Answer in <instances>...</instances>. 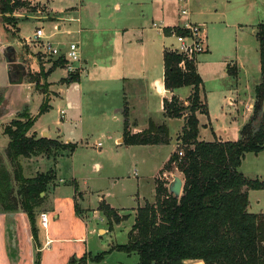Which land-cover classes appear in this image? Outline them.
Here are the masks:
<instances>
[{"label":"rangeland","instance_id":"obj_1","mask_svg":"<svg viewBox=\"0 0 264 264\" xmlns=\"http://www.w3.org/2000/svg\"><path fill=\"white\" fill-rule=\"evenodd\" d=\"M85 1L83 0L82 2ZM113 3L114 0H102L98 9L95 10L99 13L97 17L101 16L102 18L99 24L101 29L111 26L106 23L104 18L108 16H111V18L123 16V7L121 6V12H115ZM71 4H75V1L28 0L24 8L15 11V20L12 22L4 23L0 15V47L12 45L17 51L18 62L24 65L27 73L22 84L6 85L8 88L0 92V144L2 143L5 146L9 141L3 134L2 127L8 125L12 119H17L21 114L28 116L37 115L39 108L43 105V92H45V96L50 98L48 101L49 108L44 115L37 119L32 130L37 132V134L41 132L49 133L52 139H59L63 142L56 140L59 144H65L66 141L77 144V148L71 158L68 156L67 151L64 152L60 148H52L48 156L45 154L38 157L40 161H36L34 156H31L28 161L23 158L20 159L25 164V176L29 179L35 177L33 175V169L35 168L40 170L38 173L41 172L43 174L53 170L55 175V178L46 187L45 194L42 196L44 199L34 209L36 229L39 214L48 211L50 208L48 202L49 191L54 184L59 182V178L63 179L64 183L68 184L67 188H65V191H67V189L70 190V184L74 180L77 184L78 192H81L80 196L83 195L82 197L85 200L82 203L80 200L83 198L74 195L80 218L83 219V216L89 213L87 210H80L79 202L81 208L92 209L96 208L100 201H104L117 210L120 215L129 214L127 219L117 225H113L112 231L108 230L106 219L104 224V222H100L99 217H92V215L87 217L86 229L78 227L85 233L82 244L86 246L92 255L106 252L103 259L96 264H137L138 256L136 254L119 252L113 247L123 246L127 242V235L132 228L137 208L143 206L145 202H155L154 182L158 177V170L175 147L180 146L178 135L184 125L183 120L189 112L185 111L180 119L165 117L162 109L163 97L156 92L155 87L146 88L145 91L141 92V95L130 94L128 100L133 107V116L137 119V125L146 128L149 120L157 124H164L168 129L169 143L167 145L138 147H126L116 143L115 141L120 136L124 119L120 111L111 114L107 112V109L112 106L120 105L119 97L115 93L116 89L113 86L114 83L107 82L108 78H102L99 81L100 83H98L100 86L97 83L95 86L90 85L89 88L93 90L89 92L87 88V92L84 93L81 99L79 98L80 94L77 84H57L59 78L64 76V74H66V79H68L75 74H79L80 71L70 74L66 71L65 65L56 67L55 69H61L54 71L55 69L52 66L56 62L51 56L44 53L43 45L45 41L62 48L70 41L79 42L78 37L69 35L65 31L64 26L60 31L56 29V26L60 25L59 17L63 16L60 15V12ZM180 7L181 4L177 0L176 2L172 0L165 4V10H167L166 12L172 20L178 19ZM187 7L189 9V2ZM51 8L55 14L52 13ZM148 8L149 6L146 5L143 9ZM155 19L157 18L155 17ZM179 19H186L185 22L187 21V18L184 17H179ZM152 20L153 15H148L144 26L149 28ZM198 26L202 27L201 25ZM36 29L44 31L45 40L35 41L34 33ZM17 31L19 34L16 36ZM228 31L231 32L230 29ZM108 34V31L104 29L95 38L98 41L105 40ZM162 41L165 50L171 53L172 48L175 46V40L172 37H166ZM252 41V44L256 46V53H253V64L239 62L236 67L240 71L236 80L231 74L223 72L226 66L220 62L216 50L213 51L212 56L209 58L206 57V54L196 57L194 63L203 81L201 94L206 96L208 112L207 116L197 115L198 120L200 119L198 133L200 141L206 143L213 141L233 142L240 138L239 131L248 121L246 119V115H248L247 105L254 102V88L260 82L259 44L255 37L252 38ZM78 47H80V54L81 49L84 52L86 50L88 54L91 52L92 54L95 53L94 48L88 42L86 44L80 42ZM227 49L228 47L225 48V50ZM233 51H235L234 48L229 49V52ZM111 53V51H103L101 55L106 57L111 55ZM0 57L4 60L1 52ZM206 59L208 60L205 61ZM3 62L5 69L2 80H5L6 84L7 68L5 61ZM136 62L135 65L138 67L136 72L144 80L153 78V75L160 70L159 64L153 56L146 59L138 58ZM31 65L34 70L30 68ZM51 69L54 72H50L52 74H49V78L45 79L43 75ZM46 82L50 83V86ZM104 89H108L106 94L103 92ZM221 90L224 92L235 90V93H227L224 97H220L217 92ZM188 92L189 88L183 87L178 90V95L185 96ZM229 97L235 103L231 104ZM184 106L188 107L189 102L184 103ZM61 111L64 114L63 119H61ZM74 116H76V123L72 122ZM78 117H80L81 121L78 120ZM40 137H42V134H40ZM2 152L3 154L0 156L1 163L5 169L8 166L10 174H12L13 170L5 157V150ZM56 154L61 155L57 156ZM95 163L100 165L99 170H96L93 166ZM238 170L246 179L264 182V152L259 154L246 153ZM175 175L179 176L177 172L166 175V182L169 184ZM12 185L13 196H17L15 194L17 186L14 182H12ZM248 202V211L250 213L264 214V191L250 190L248 192ZM22 213L19 207L11 214L2 212L0 208V214L5 218V239L12 259H15L16 251L19 248L26 246L24 231L21 224L20 226L18 225ZM23 214L25 215V213ZM9 216H12L13 220L9 219ZM66 220L65 225L68 226V218ZM13 223L16 224L14 225L15 231L11 238L17 241V246L14 247L15 251L11 250L13 249L10 247L11 234L7 229ZM98 227L102 228L100 233L97 232ZM66 234V232H63L62 236ZM32 248L34 262L38 248L34 247L33 243ZM195 263H198V261L186 262V264Z\"/></svg>","mask_w":264,"mask_h":264},{"label":"trees","instance_id":"obj_2","mask_svg":"<svg viewBox=\"0 0 264 264\" xmlns=\"http://www.w3.org/2000/svg\"><path fill=\"white\" fill-rule=\"evenodd\" d=\"M28 0H0V15L4 23L12 22L14 13L24 8ZM174 28V27H171ZM170 28V29H171ZM180 34H184L179 31ZM169 37V30L165 31ZM259 44L260 82L254 88V102L248 121L239 131L237 141L206 143L198 140L199 120L197 115L207 116L203 102V81L196 72L195 58L187 61L176 53L164 51L163 82L166 91L191 87V94L184 103L176 96L162 99L165 117L180 119L185 111L189 114L178 135L180 146L158 171L154 182L155 202H145L137 208L127 242L113 249L127 254H136L138 264H264V214L248 211V192L264 191V182L246 179L238 170L246 153L264 152V22L255 30ZM63 60L53 64L55 69L64 65ZM52 68V69H53ZM48 70L43 77L52 72ZM232 76L235 73L228 68ZM77 75L64 79L74 82ZM49 108L47 100L39 108L36 116L19 115L3 128L9 143L5 149L12 174L1 163L0 158V208L11 214L18 207L27 216L34 247L38 246V229L35 226L34 209L44 198L47 185L55 178L53 170L36 173L27 179L22 174L20 159L31 156L49 155L52 148H60L70 155L76 144H59L51 139L27 137L36 118ZM122 144L126 147L167 145L168 130L164 124L149 122L147 129L130 133L128 129L127 104L124 103ZM182 156H179L178 153ZM57 156L61 154H56ZM177 172L182 179V193L174 198L167 190L166 175ZM12 182L17 186L13 196ZM74 183V190H76ZM76 196L80 193L76 192ZM77 215L80 212L74 206ZM98 210L107 221L110 231L113 225L121 223L129 214L118 211L101 202ZM15 251L14 249H11ZM105 253L92 255L90 252L81 258L72 257L67 264H96ZM40 253L33 264H39Z\"/></svg>","mask_w":264,"mask_h":264},{"label":"crops","instance_id":"obj_3","mask_svg":"<svg viewBox=\"0 0 264 264\" xmlns=\"http://www.w3.org/2000/svg\"><path fill=\"white\" fill-rule=\"evenodd\" d=\"M72 1H75V4H71L63 8V10L60 12V15L63 16L59 17L60 25H57L56 29L60 31L64 26L65 31H67L69 35H75L78 37L79 42H75L78 44V46L80 45V42H83L84 44L88 42L89 45L94 48L95 53L92 54L91 52L88 54L86 50L84 52L83 49H81V60L79 66L82 71H80L79 74H75L77 75L76 81L64 82V79H66V74H64V76L59 78L57 84H77L80 94L79 98L82 99L84 93L87 92V88L89 89V92L93 90L89 88L90 85L95 86L96 83H100V79L108 78L107 82L114 83L113 86L116 89L115 93L119 97L120 105L118 104L119 106H112L111 108L107 109V112L111 114L120 111L122 115L124 106L123 103H126L128 114V129L130 133H138L140 131H143L147 129L149 122H153L152 120H149L146 128H142L137 125V119H135V117L133 116V107L128 100L130 94L141 95V92L145 91L146 88L155 87L156 92L160 94L163 99H169L173 96H176L178 100L186 103L187 98L191 94V87H188L189 92L185 96L178 95V90L180 88L173 90V92L166 91L164 88V67L162 64V57L163 52L165 51V47L162 44V40L166 37L153 26V24H160L166 28H171L180 27L185 23L186 19L180 20V16H177V20H172L166 12L167 10H165V4L172 0H114L113 10L115 12H121L120 9L122 6V11H124L123 16H117L116 18H111V16H108L104 18V20H106V23L111 26H109L108 28H104L109 33L108 37L105 38V40L103 39L99 41L95 37L101 30L104 29H101L99 26L102 18L101 16L97 17L99 13H97L95 10L98 9L99 3L102 0H86L85 2H82L83 0ZM173 1L176 2V0ZM188 2L190 13L187 20L203 27L202 29L206 42L205 45L207 46V50L204 54H206V57L209 58L210 56H212L213 51L216 50L218 52L220 62L224 63L226 66L223 72L228 73V68H231V70L235 73L234 79L236 80L237 75L240 71L238 67H236L238 63L253 62V53H256V46L252 44V38L255 37V30L258 25L264 22V0H189ZM146 5H148L149 8L143 9ZM52 13L55 14L53 9ZM148 15H153V20L150 27L146 28V26H144V22ZM155 17L157 19H155ZM229 29L231 30V32L228 31ZM18 34L19 32L17 31L16 36ZM226 47H228L227 50H225ZM230 48H234L235 51L229 52ZM103 51H111L112 53L109 56L103 57V55H101ZM200 55H198L197 57H199ZM152 56L156 58L160 70L157 74L153 75V78L144 80L136 72V70L138 69V67L135 65L137 63L136 60H138V58H151ZM207 60L208 59H206L205 61ZM3 61L4 60H2V58L0 57V92H3L8 88L7 79L6 84L5 80H2V77L4 76L3 72L5 69ZM30 68L33 69L34 67H32L31 65ZM60 69L61 68H58L54 71ZM196 72L198 73L197 66ZM50 75H48L46 79H48ZM46 83L50 86V83ZM157 84L160 88V91L157 90ZM98 85L100 86V84ZM107 91L108 89L103 90L105 94ZM227 93H235V90H228L227 92L221 90L220 92H217L220 97H224V95H227ZM45 95L46 93L43 92L44 98L42 100L49 101L50 98L46 97ZM201 98L206 104V96L203 94ZM230 103L233 104L235 103V101L230 98ZM252 104L249 103L247 105V120L250 118ZM63 116L64 114L61 115V119H63ZM38 118L39 117L36 118V122ZM73 119L74 120H72V122L76 123V116H74ZM78 120H80V117H78ZM33 127L28 132L27 137L32 136L34 139L47 138L62 142L59 139H52L49 133L45 134L44 132H41L40 134H42V137H40V134H37V132L32 130ZM3 128L4 126L2 127V132ZM121 134L122 130L120 136L116 139L115 142L123 145V138L121 137ZM8 143L9 141L5 146H3L2 143L0 144V156L1 154H3L2 151L6 149ZM66 143L71 142L66 141L65 144ZM173 152L174 150L170 153V156ZM73 153L74 152H72L68 156H70L71 158ZM38 157L40 156H37L35 158L36 161H40ZM26 161H28V159H26ZM20 165L22 167L23 176L29 179L27 176H25V164L21 161ZM163 165L164 164L161 165L160 169ZM93 166L96 170L100 169V165L98 163H95ZM8 168L9 167L7 166V171H9ZM38 171H40L38 168L33 169V175L38 173ZM59 182L55 183L52 189L49 191V210L46 212H41V214L44 213L48 216L47 227L43 229L41 227L39 218L37 219L39 245L37 251L40 253L39 264H67L69 259L72 257H83L84 254L89 251L86 246L82 244V241L84 240L83 235L85 233H83V231H81L78 227L80 226L86 229V220L89 215H92V217H99L100 222H104L105 224V217L98 210L99 204L104 201H100L96 208L85 209L80 207V202H85L84 198L82 197L83 195L79 196V198H83L79 202L80 210H87L89 213L88 215H84V218L82 219L74 210V206H76V198L74 197V195L76 196V192H78L77 189V191L74 190V183L76 184V182L73 180V182L70 184L71 187H69L70 190L67 189V191H65V188H67L66 186L68 184L64 183L65 181L60 178ZM78 193L81 194V192ZM11 217L12 216H9V219L13 220V218ZM67 218L69 221L68 226L65 225ZM4 221L5 218L0 214V264H33L32 238L27 217L23 213L20 215V223L18 222V225L20 226L21 224L22 230L24 231L26 246L23 248H19L16 251L15 259H12L9 255V248L7 247L8 243L5 239ZM15 224L16 223L10 224L7 228L11 234L10 238L11 236L13 237ZM101 229L102 228L98 227L97 232L100 233ZM108 230L110 231L109 228ZM63 232H66L67 234L65 236H62ZM10 242L12 245H10V247L14 249V247L17 246V241L12 240L11 238Z\"/></svg>","mask_w":264,"mask_h":264},{"label":"built area","instance_id":"obj_4","mask_svg":"<svg viewBox=\"0 0 264 264\" xmlns=\"http://www.w3.org/2000/svg\"><path fill=\"white\" fill-rule=\"evenodd\" d=\"M177 1L181 4L179 16L188 18L189 9H187V6L189 0ZM153 26L164 35L165 31L169 30V37H172L175 40V46L172 48V52L184 57L187 61L193 60L200 54H204L207 50L203 29L197 24L187 20L182 26L171 29L160 24H153ZM179 31H182L184 34H180ZM45 38L46 36L42 29L35 30V41H43ZM43 49L44 53L51 56L55 62L59 60L65 61L64 65L68 73L74 74L78 70L82 71L79 66L81 54L77 43L68 42L62 48L45 41ZM61 115H63V112H61ZM178 154L179 156H182L180 152ZM38 218L40 220L41 227L45 229L48 225V216L42 213L38 216Z\"/></svg>","mask_w":264,"mask_h":264},{"label":"water","instance_id":"obj_5","mask_svg":"<svg viewBox=\"0 0 264 264\" xmlns=\"http://www.w3.org/2000/svg\"><path fill=\"white\" fill-rule=\"evenodd\" d=\"M0 52L2 53V56L4 57V61L7 68V83L8 85H20L23 83V80L25 79L27 73L26 68H24V65L18 62V59L16 57L17 51L12 45L8 46H1ZM157 90L160 91V88L157 84ZM182 185L183 182L181 178L177 175L172 177V181L168 184L167 190L173 197L179 198L182 193ZM44 194H41V197ZM195 264H204L203 262H198Z\"/></svg>","mask_w":264,"mask_h":264}]
</instances>
